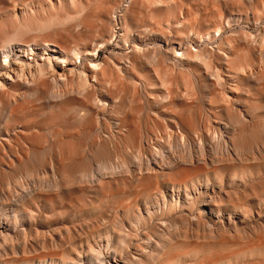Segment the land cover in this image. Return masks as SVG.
Instances as JSON below:
<instances>
[{"label": "bare ground", "instance_id": "1", "mask_svg": "<svg viewBox=\"0 0 264 264\" xmlns=\"http://www.w3.org/2000/svg\"><path fill=\"white\" fill-rule=\"evenodd\" d=\"M237 240L196 264L264 249V0H0V264Z\"/></svg>", "mask_w": 264, "mask_h": 264}, {"label": "rangeland", "instance_id": "2", "mask_svg": "<svg viewBox=\"0 0 264 264\" xmlns=\"http://www.w3.org/2000/svg\"><path fill=\"white\" fill-rule=\"evenodd\" d=\"M239 174H240L239 170L231 171V172L230 171L229 172L223 171L222 176H223V178H225L224 179L225 186L228 187V186H233V185H240L239 182H234L236 179L239 178V176H238ZM232 183H234V184H232ZM105 204H107V203L104 202L101 207H98V206L90 207L87 211H85L83 213L84 217L88 218L89 216L95 215V213L97 215L104 213L107 218H111V215H113L111 213V211L113 212V210L110 207L105 208L104 207ZM91 213H92V215H91ZM131 215H132V210L130 208H124L121 210H116L115 217H112V219L114 218L115 221H119V220H123V219L125 220V219L129 218ZM110 231H112V226H110V225L103 227L101 230L102 233L110 232ZM144 232H145V230L141 229L140 232L138 231V233H135L133 235L134 236L133 239H135V240L140 239ZM246 237H247V235L246 236L244 235L242 238L245 239ZM236 242H237V244H236ZM236 242H234L235 245L233 243H231V244H227L226 246L205 245L200 249H191V251L188 250L189 248L182 249L183 247H181V248L175 247L174 250L177 251L179 254L176 256L175 264H196V262L202 256L208 255V254H210V252L212 253L215 251L237 249L240 246V242H239V240H237ZM215 246H217V247H215ZM235 254H233L229 258H225V259L219 261L217 264H241L251 254H257V255L264 254V249L255 250V251L238 252L236 255ZM152 264H161V263L156 262L155 260L152 259Z\"/></svg>", "mask_w": 264, "mask_h": 264}]
</instances>
